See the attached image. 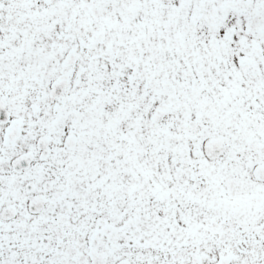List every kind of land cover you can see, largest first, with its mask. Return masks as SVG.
Returning <instances> with one entry per match:
<instances>
[{
    "label": "snow or ice",
    "instance_id": "obj_1",
    "mask_svg": "<svg viewBox=\"0 0 264 264\" xmlns=\"http://www.w3.org/2000/svg\"><path fill=\"white\" fill-rule=\"evenodd\" d=\"M0 264H264V0H0Z\"/></svg>",
    "mask_w": 264,
    "mask_h": 264
}]
</instances>
